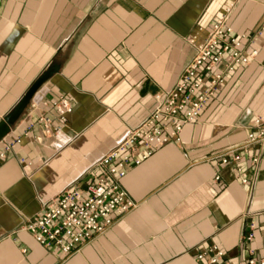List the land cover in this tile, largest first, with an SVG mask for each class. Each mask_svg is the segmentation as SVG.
I'll return each mask as SVG.
<instances>
[{"label": "crops", "instance_id": "crops-1", "mask_svg": "<svg viewBox=\"0 0 264 264\" xmlns=\"http://www.w3.org/2000/svg\"><path fill=\"white\" fill-rule=\"evenodd\" d=\"M222 14L248 37L264 26V0H0V119L52 70L5 138L22 139L0 162V264H213L198 255L215 245L225 255L216 264H247L251 248L262 255L264 145L243 152L247 170L263 155L252 189L234 164L212 158L244 143L264 115V34L243 39L246 54H257L225 74L181 142L128 171L122 184L137 207L112 228L70 256L23 228L58 193L85 187L99 158L175 87ZM61 95L73 111L50 135L39 118L57 123L51 103Z\"/></svg>", "mask_w": 264, "mask_h": 264}, {"label": "built area", "instance_id": "built-area-1", "mask_svg": "<svg viewBox=\"0 0 264 264\" xmlns=\"http://www.w3.org/2000/svg\"><path fill=\"white\" fill-rule=\"evenodd\" d=\"M263 34L264 26L248 37L235 35L228 22V15L222 14L213 23L208 36L198 44L195 58L184 70L175 87L168 93L157 94V105L149 117L99 158L89 171L90 178L85 187L74 186L58 193L44 203L43 210L31 217L23 228L41 246L60 249L68 256L112 228L117 217L124 216L137 207L122 184L128 171L141 165L158 148L170 142H181L183 128L199 119L203 109L224 82L225 74L238 65L249 64L252 55L257 54V49L246 54L243 39L246 37L247 42L252 43ZM222 63L224 68L219 69ZM51 104L56 112L57 123L54 124L55 119L50 114L39 118L44 124L45 132L50 135L63 129L68 120L67 114L73 111V105L65 95L59 96ZM34 125L35 123L28 124L24 133L28 134ZM252 127L244 143L217 152L212 158L219 161L221 166L234 164L241 183L251 189L256 185L263 155L259 151L250 158L251 170L245 169L240 163L244 158L243 152L264 145V115L258 116ZM21 139L16 137L12 141L4 139L0 142V162L7 159L15 146L21 143ZM21 161L26 163L25 159ZM215 179L220 182V175ZM251 228L252 231L243 238L249 243L254 241L256 226L251 224ZM249 252L251 256L247 264H264V252L260 255L252 248ZM207 254L211 255L210 262L213 264L225 256L218 245L202 252L198 258L202 259Z\"/></svg>", "mask_w": 264, "mask_h": 264}, {"label": "water", "instance_id": "water-1", "mask_svg": "<svg viewBox=\"0 0 264 264\" xmlns=\"http://www.w3.org/2000/svg\"><path fill=\"white\" fill-rule=\"evenodd\" d=\"M51 73L52 70H49L42 74L41 77L30 86V88L26 92V95L17 104L13 112L10 113L6 118L0 119V142L9 135L13 125H15L20 120L19 118L26 111L29 102L36 95L40 87L51 77Z\"/></svg>", "mask_w": 264, "mask_h": 264}]
</instances>
